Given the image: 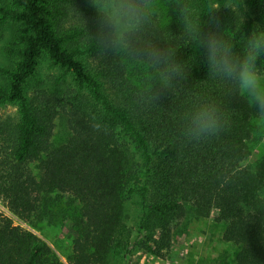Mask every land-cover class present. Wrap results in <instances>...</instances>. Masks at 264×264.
<instances>
[{
    "label": "trees",
    "instance_id": "trees-1",
    "mask_svg": "<svg viewBox=\"0 0 264 264\" xmlns=\"http://www.w3.org/2000/svg\"><path fill=\"white\" fill-rule=\"evenodd\" d=\"M149 4L146 36L172 49L181 69L167 88L151 84L143 65L97 53L88 0H0V28L10 29L0 109L15 106L0 118V199L24 222L48 204V194L74 202L65 262L0 212V264H110L135 250L161 257L188 214L213 213L222 239L238 248L234 264H264V160L254 169L245 164L258 114L210 76L184 33L185 17L203 20L206 7L220 6L224 36L240 52L250 27L264 23V0H245L243 30L223 0ZM44 61L61 71L50 82L39 77ZM206 101L219 108L221 131L185 139L181 114ZM59 116L67 132L55 142ZM134 196L142 209L136 228L126 209Z\"/></svg>",
    "mask_w": 264,
    "mask_h": 264
},
{
    "label": "clouds",
    "instance_id": "clouds-1",
    "mask_svg": "<svg viewBox=\"0 0 264 264\" xmlns=\"http://www.w3.org/2000/svg\"><path fill=\"white\" fill-rule=\"evenodd\" d=\"M95 14L91 42L100 55L115 54L137 62L148 70L153 85L167 88L181 74L174 63V51L162 49L146 36L153 9L149 0H88ZM220 6L209 5L205 19L184 18L185 36L196 44L210 76L230 84L255 112L264 117V23H254L246 32L243 48L237 52L224 36ZM222 7L232 13L238 30H243L245 0H223ZM182 135L194 141L221 131L222 117L212 102H195L180 117Z\"/></svg>",
    "mask_w": 264,
    "mask_h": 264
},
{
    "label": "rangeland",
    "instance_id": "rangeland-1",
    "mask_svg": "<svg viewBox=\"0 0 264 264\" xmlns=\"http://www.w3.org/2000/svg\"><path fill=\"white\" fill-rule=\"evenodd\" d=\"M10 37L9 27L0 28V65L6 64L3 47ZM141 67V66H140ZM264 70V63L260 66ZM144 75L148 76L146 67H142ZM61 71L51 66L47 61L40 65V79L50 82ZM72 82L68 77V82ZM77 89V85L73 84ZM15 106L0 109V118L14 114ZM66 127L59 116L54 128L53 140L59 142L66 135ZM249 155L245 164L255 168L264 160V117L256 115L252 119L251 137L249 139ZM37 176L36 165L31 166ZM48 204L41 207L29 222H24L12 214L0 199V212L11 218L14 225H20L35 234L47 244L53 254L65 262L71 252L72 232L69 229L68 217L71 215L74 202L53 192L48 194ZM128 222L136 228L139 224L142 209L141 199L134 196L127 202ZM214 213L209 217H195L188 214L174 234L171 248L161 257H155L142 250H135L129 256H114L110 264H234L237 246L222 239L223 225L214 219Z\"/></svg>",
    "mask_w": 264,
    "mask_h": 264
}]
</instances>
